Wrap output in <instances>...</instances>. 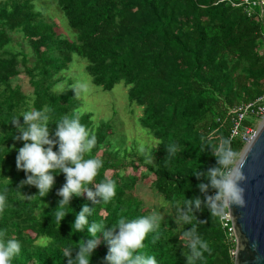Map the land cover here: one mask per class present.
Wrapping results in <instances>:
<instances>
[{
    "label": "trees",
    "instance_id": "16d2710c",
    "mask_svg": "<svg viewBox=\"0 0 264 264\" xmlns=\"http://www.w3.org/2000/svg\"><path fill=\"white\" fill-rule=\"evenodd\" d=\"M53 1L76 32L74 41L61 38L31 0H0V194L6 196L0 241L13 238L21 245L10 264H68L69 257L61 251L73 247L74 258L77 246L88 239L97 240L90 264H102L108 252L103 233L92 237L87 226L77 232L72 227L75 213L87 205L92 208L89 223L103 221L105 229L121 216L134 219L150 213L133 192L140 180H147L181 221L176 228L161 222L160 239L153 242L149 233L139 252L155 256L158 264H186L190 250L183 233L195 227L210 249L198 264H234L230 222L223 226L222 217L211 215L208 206L207 198L216 192L208 173L220 167L221 142L240 152L244 146L240 136L231 137L234 110L264 95V3L247 15L244 7L231 6L228 0ZM12 33L22 34L30 57L8 49ZM73 55L86 61L93 85L110 91L122 83L128 102L141 108L138 123L156 140L155 148L137 159L145 172L109 147V121L93 124L91 113L78 112L73 89L52 90ZM22 72L28 76L31 95L12 84ZM44 107L51 108L50 139H56L54 120L77 113L96 136L85 158L103 161L93 183L105 177L115 180L110 202L94 204L86 194L73 195L69 205L59 209L67 212L59 221L57 192L65 183L64 173H53L54 184L44 197L34 185L21 183L26 175L16 168L15 157L24 141L14 139L19 131L11 120L25 110ZM251 117L241 122L242 128L254 126ZM19 123L23 125V117ZM173 143L177 152L168 155L166 147ZM57 148L53 145V151ZM146 158L152 163H145ZM127 168L131 175L124 173ZM200 183L207 186L203 192ZM193 198L201 200L199 208L183 203ZM182 213L191 215L192 222L184 223ZM41 239L46 243L41 245Z\"/></svg>",
    "mask_w": 264,
    "mask_h": 264
},
{
    "label": "clouds",
    "instance_id": "9594fccd",
    "mask_svg": "<svg viewBox=\"0 0 264 264\" xmlns=\"http://www.w3.org/2000/svg\"><path fill=\"white\" fill-rule=\"evenodd\" d=\"M50 112L51 108L44 107L40 110H25L12 118L11 122L19 131V135L14 136V139L24 141L23 146L17 149L15 163L16 168L23 170L26 175V180L21 183L34 185L41 197L52 188L53 173H64L65 183L57 192L60 199L55 213L56 219L61 221L67 212L59 209L65 204L69 205L73 195L86 194L94 204L101 201L108 203L115 196L116 182L105 177L100 182L93 183L98 170L103 166V161L92 156L85 158V154L90 153L96 145V136L90 134L89 130L80 123V114L73 116L66 114L54 120L56 139L53 140L50 139L48 131ZM20 117H23V125L19 123ZM252 136L254 138L255 133ZM53 145H58L56 151H53ZM166 149L168 155H173L177 152V145L173 143ZM143 151L141 149V152ZM242 159L243 153L232 148L229 142H221L217 149L220 167L210 169L208 173L209 183L216 189L215 195L207 198L211 215L223 217L224 212L230 210L231 205L244 204L243 189L240 186V181L243 179L240 171ZM145 162L152 163V160L146 158ZM198 187L203 192L207 186L200 183ZM5 202L6 196L0 194V212L3 211ZM183 203L199 208L201 200L193 198L191 201L184 200ZM91 214L92 208L83 206L78 213H75L72 227L80 232L87 226L88 233L92 237H96L98 232L103 233L108 243V252L102 258V264H158L155 256L138 251L143 248V242L149 233H152L153 242L160 239L161 217L157 211L153 210L134 219L121 216L107 229L103 221L89 223L87 217ZM181 217L184 223L192 222L189 214L182 213ZM183 239L190 250V254H185L186 264H198L203 261L204 253L209 252L210 249L197 234L195 227L184 232ZM39 243L43 245L45 241L41 240ZM96 245V239L84 240L82 245L77 246L78 253L74 258L70 256L73 247L61 251V254L69 257L68 264H90ZM20 249L21 245L16 239L8 238L0 241V264H10L11 260L20 253Z\"/></svg>",
    "mask_w": 264,
    "mask_h": 264
},
{
    "label": "rangeland",
    "instance_id": "374dc122",
    "mask_svg": "<svg viewBox=\"0 0 264 264\" xmlns=\"http://www.w3.org/2000/svg\"><path fill=\"white\" fill-rule=\"evenodd\" d=\"M31 1L34 4L35 11L39 12L43 19L52 25L61 38L70 41L75 40L76 32L68 27L64 15L53 0ZM11 37L12 40L8 45V49L12 52H23L30 57V49L22 34L12 33ZM85 65V60L73 55L67 69L59 73L60 80L52 90L56 93H66L70 89H75L74 94L79 102L78 112L80 114L91 113L93 124L109 121L113 128V135L108 138L109 147L117 150L120 157L137 166L138 172H145V167L140 166L137 159L143 153L147 154L155 148L156 140L152 139L148 131L138 123V118L142 114L141 108L128 102L127 88L122 83L115 85L110 91H103L93 85L85 71ZM12 84L18 85L26 95H31L32 89L25 73L22 72L18 75L12 81ZM250 120L254 123L252 127L256 130L261 119L254 120L251 117ZM141 149L144 151L141 152ZM124 173L131 175V168H127ZM133 192L145 207L159 213L161 222L164 225L176 228L180 224L181 219L174 214L173 210L161 197L150 189L147 180H140L135 185ZM41 240L45 241L44 239Z\"/></svg>",
    "mask_w": 264,
    "mask_h": 264
},
{
    "label": "water",
    "instance_id": "95a60500",
    "mask_svg": "<svg viewBox=\"0 0 264 264\" xmlns=\"http://www.w3.org/2000/svg\"><path fill=\"white\" fill-rule=\"evenodd\" d=\"M241 153L244 204L226 210L235 244L234 264H264V118Z\"/></svg>",
    "mask_w": 264,
    "mask_h": 264
},
{
    "label": "built area",
    "instance_id": "2783aa9c",
    "mask_svg": "<svg viewBox=\"0 0 264 264\" xmlns=\"http://www.w3.org/2000/svg\"><path fill=\"white\" fill-rule=\"evenodd\" d=\"M228 2L234 7H244L246 14L250 15L257 6L263 5L264 0H228ZM262 43L264 45V37ZM234 112L237 115V119L231 130V137L240 136L241 140L246 144L253 138L252 134L255 133V129L252 126L242 128L241 122L248 116L254 117V120H262L264 118V95L253 103L239 106ZM221 220L223 221V226H227V222H229L228 214H225ZM229 231L232 235L231 226Z\"/></svg>",
    "mask_w": 264,
    "mask_h": 264
}]
</instances>
